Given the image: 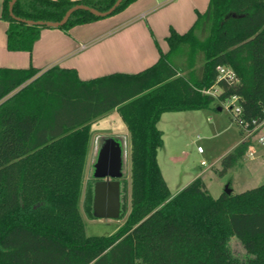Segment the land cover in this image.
I'll use <instances>...</instances> for the list:
<instances>
[{"label":"trees","instance_id":"1","mask_svg":"<svg viewBox=\"0 0 264 264\" xmlns=\"http://www.w3.org/2000/svg\"><path fill=\"white\" fill-rule=\"evenodd\" d=\"M10 1L1 13L7 47L31 51L43 27L13 17ZM115 1L17 0L13 12L59 21L74 5L105 11ZM133 1L123 0L112 14ZM100 18L78 10L60 28ZM167 42L168 51L136 73L82 79L72 67L41 74L34 66L0 67V264H264V184L214 197L197 177L172 194L158 164L157 125L164 111L204 108L234 95L242 108L237 118L264 117V0H209L188 30H172ZM218 65L232 68L238 82L219 80ZM210 87L219 94L202 91ZM114 110L130 135L131 178L121 180L119 217L126 220L115 235L92 236L80 201L93 123ZM249 146L241 142L224 155L219 173ZM95 181L86 191L91 218Z\"/></svg>","mask_w":264,"mask_h":264},{"label":"crops","instance_id":"2","mask_svg":"<svg viewBox=\"0 0 264 264\" xmlns=\"http://www.w3.org/2000/svg\"><path fill=\"white\" fill-rule=\"evenodd\" d=\"M207 2L209 0H135L117 13L69 30L43 27L33 49L27 51L8 49V21L1 17L4 0H0V67L34 66L40 70L39 74L53 66L72 67L82 79L114 72L136 73L156 63L160 52L169 49L167 37L171 31L186 32L198 12L206 10ZM109 115L120 114L114 110ZM124 134L126 141H130L127 125ZM100 136L93 129L88 156L96 155L102 147ZM242 138L234 148L243 142Z\"/></svg>","mask_w":264,"mask_h":264},{"label":"rangeland","instance_id":"3","mask_svg":"<svg viewBox=\"0 0 264 264\" xmlns=\"http://www.w3.org/2000/svg\"><path fill=\"white\" fill-rule=\"evenodd\" d=\"M234 112L235 108L231 110L228 102L219 103L217 99L204 108L162 112L157 123L163 136L162 146L158 150V164L172 194L179 192L197 177L204 180L214 197L220 196L227 188L234 193H241L264 184V146L257 142L251 144L227 172L219 173L222 157L233 151L235 143L242 138L241 128L233 119ZM93 127L95 134L104 135L100 136L102 145L105 140L113 138L122 146L121 180H127L130 184L131 146L124 136L126 124L122 117L105 116ZM199 146L203 152L198 150ZM250 152L254 155H250ZM98 154L99 151L94 156L92 153L88 156L80 208L88 235L112 236L119 232L126 217L91 218L86 210V191L95 179L94 166ZM128 187L129 202L130 185ZM232 249L241 258L246 255L237 240L232 242Z\"/></svg>","mask_w":264,"mask_h":264},{"label":"water","instance_id":"4","mask_svg":"<svg viewBox=\"0 0 264 264\" xmlns=\"http://www.w3.org/2000/svg\"><path fill=\"white\" fill-rule=\"evenodd\" d=\"M17 0H11L9 4L10 13L19 21L30 25L42 27H60L67 22L69 17L78 10H86L94 15L106 17L112 14L123 0H116L115 3L105 11L98 10L87 4H77L70 7L63 18L59 21L33 20L18 17L13 12V6ZM221 109V107H220ZM93 197V215L97 218H119L122 211L121 201V178L122 172V148L113 138L107 139L99 150L98 159L95 163ZM230 188L226 192H231Z\"/></svg>","mask_w":264,"mask_h":264},{"label":"built area","instance_id":"5","mask_svg":"<svg viewBox=\"0 0 264 264\" xmlns=\"http://www.w3.org/2000/svg\"><path fill=\"white\" fill-rule=\"evenodd\" d=\"M217 70L219 80H225L231 84L238 82L239 78L232 68L224 65H218ZM202 91L206 94L217 95L219 94L220 89L218 87H210L204 88ZM226 102L229 103V107H232L233 109L235 108L233 116L241 128L243 142H250V145L257 142L264 146V117L261 119L254 118L252 121L239 119L237 118V115L241 112L242 108L239 103L238 95L232 96ZM198 150L203 152V148L201 146L198 147ZM250 155H254V153L250 152ZM202 163L205 164L206 161L203 160Z\"/></svg>","mask_w":264,"mask_h":264}]
</instances>
